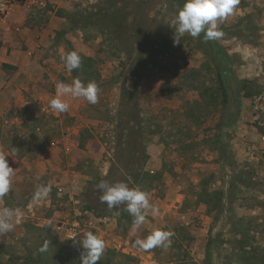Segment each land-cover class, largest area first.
<instances>
[{
	"label": "rangeland",
	"instance_id": "obj_1",
	"mask_svg": "<svg viewBox=\"0 0 264 264\" xmlns=\"http://www.w3.org/2000/svg\"><path fill=\"white\" fill-rule=\"evenodd\" d=\"M89 1H70L67 13L72 24H81L83 30L70 31L72 39L60 36L59 43L65 55L76 51L94 61L99 78L92 81L99 88L98 102L71 98L67 112H41L34 103L19 109L12 96L4 105L7 113L4 109L0 112L3 152L24 156L38 150L39 143L67 137L73 147L60 167L68 174H78V184L71 191L64 186L65 193H58V186H52L46 198L50 200L48 206L35 204L37 187L31 179L30 188L27 182L26 188L11 182L2 208L29 207V211L12 231L0 234V264H80L83 250L77 243L66 241L54 223L80 215L95 222L76 239L91 231L105 242L97 264H264V249L260 248L264 226L258 225L253 213L255 207L264 205L258 196L264 194V177L259 175L264 171V112L259 95L264 85L255 89L253 84L236 79L239 62L235 52L226 50L235 46L227 41L240 39L238 20L218 22L217 30L223 35L213 40L231 61V78L225 83L227 101L221 104L219 92L210 95L216 87V75L209 40L185 34L180 44H173L171 20L184 0ZM263 45L256 51L257 62H264ZM2 70L12 73L9 68ZM64 80L61 76L59 82L71 84L74 79L70 76ZM252 94V101L244 99ZM242 110L257 118H242ZM221 124L243 125L244 133L255 129L258 134L254 135L257 141L249 140L252 144L241 139L247 143L244 157L230 174L217 161L219 157L231 164L229 148L218 146L222 139L228 146L231 136L220 131ZM27 143L35 145L31 148ZM216 152L218 157H214ZM52 173L59 176L57 170ZM233 174L232 194L240 196L228 197L225 214V180ZM154 175L158 180L149 181ZM101 181L124 182L147 192L150 204L160 213L172 202L174 207L180 202L181 207L158 213V217L149 213L145 223L134 230L133 218L124 206L110 211L100 202L102 193L96 185ZM177 186L181 187L178 191ZM204 186L209 193L200 195ZM16 188L24 192L14 195ZM178 192L185 197L175 201ZM202 199H210V204ZM199 205H205V212L196 211ZM172 212L190 215L191 223L180 225ZM155 221L168 226L158 224L159 230L173 233L170 246L138 250L133 246L135 241L155 231L151 228ZM45 240L50 246L40 253ZM239 247H250L247 252L257 260H249L248 253L241 256L236 251Z\"/></svg>",
	"mask_w": 264,
	"mask_h": 264
},
{
	"label": "crops",
	"instance_id": "obj_2",
	"mask_svg": "<svg viewBox=\"0 0 264 264\" xmlns=\"http://www.w3.org/2000/svg\"><path fill=\"white\" fill-rule=\"evenodd\" d=\"M70 1L46 0L44 1V5L35 6L30 11H26L21 7H15L11 11L7 21H0V112L4 109L7 113L4 105L7 100H11L10 98L12 96L14 98L13 102H16L15 104L19 109L24 108L27 104L34 103L37 105V111H53L49 108V101L56 96V84L60 81L61 76L65 80L71 76L62 65L61 56L65 54L62 52L59 37L63 35L71 37L70 31L75 30L80 32L83 30L81 24H72L71 16L67 13L71 3ZM228 18H232L235 21L238 20V36L240 39L235 38L236 41L234 42L227 41V44H234L235 46L234 49L226 50L228 53L235 52V59L239 62L237 65L238 77L235 74L236 79L241 83L253 84V88L256 89V85H264V62L261 60L257 62L256 57V51H260L262 49L261 45L264 44V0H242V3L240 5L238 4L234 14ZM3 68L11 69L12 73H5L2 70ZM256 91L254 92L256 93ZM259 95H261L260 98L263 100L260 103V109L264 112V92L261 91ZM242 97H244L243 94ZM71 98L70 96L61 97L66 103L68 99L70 102ZM253 98L255 96L252 94L244 99L252 101ZM242 111V118L248 116L254 120L255 117L257 118L256 114H249L245 110ZM243 128V125L237 124L227 127L224 126L220 130L228 132V135H231L228 139V146L223 139L218 141L219 147L224 145L229 148L231 164L227 165L223 158L217 156V152L214 154V157H218L217 161L223 165L228 171V174L234 171L236 163L240 162L244 157L243 148L245 147L243 146L247 143H245L246 141H241V139H245L251 144L252 142L249 140L253 138L255 141L258 140V137L254 136L258 135L255 129L244 133ZM36 131H38V128ZM242 143L245 144L243 145ZM27 145L32 148L35 143L34 145L33 143H27ZM72 147V140L63 137L58 141L39 143L38 150L23 156L16 155L7 150L3 152L1 150L3 147L0 143V154L9 156L6 157L8 164L15 170L11 179L12 184L17 182L18 187L26 188L24 184L27 182V188H30L31 179V182L37 188L51 182L52 186L63 185L71 191L78 184V174L76 171H70L68 174L67 170L61 169L60 162L67 158L66 156L71 153ZM4 148H6L5 143ZM210 157H212V154ZM159 167L156 169L159 170ZM54 170H57V175L59 176H51ZM259 175L264 177V171H261ZM225 181L224 213L227 214L228 197L234 196L238 198L240 195L232 194V185H230L232 183V175H228ZM180 188V186H177L176 191L180 190ZM16 189L17 193L14 192V195H21L24 192L19 188ZM258 196L264 199L263 193H258ZM184 197L183 192H178L174 196V200H183ZM46 198L35 200V204L41 205L44 203L48 206L50 200ZM3 204L4 201L0 200V208H2ZM177 207H181L180 202L176 207H174V202H172L169 207L164 208L163 212L158 213L166 214L171 211V208L176 209ZM24 210L26 211V209ZM201 210L205 212V205H199L196 211ZM189 212L190 210L186 213ZM253 213L256 216L255 221L258 222V225L264 226V205L258 208L255 207ZM172 214L177 222H180V225L188 226L191 223L190 215L185 216L176 212H172ZM154 217H158V215ZM158 224L166 228L168 227L166 223L155 221L152 222L151 228L158 229ZM260 234L262 233L260 232ZM260 248L264 249V236L260 243ZM249 250H251L250 247H239L236 249L241 256H245ZM250 254L248 253L249 260H257L258 257L252 255V253Z\"/></svg>",
	"mask_w": 264,
	"mask_h": 264
},
{
	"label": "clouds",
	"instance_id": "obj_3",
	"mask_svg": "<svg viewBox=\"0 0 264 264\" xmlns=\"http://www.w3.org/2000/svg\"><path fill=\"white\" fill-rule=\"evenodd\" d=\"M240 0H184L171 20L173 32V44H180L185 34L192 38L200 37L204 33L205 40H213L223 35L218 29V22H223L227 17L233 15ZM64 68L71 73L73 70L81 67V57L76 51H72L61 57ZM99 88L95 82H89L87 85L79 79H74L71 84L58 82L56 84V96L49 101V108L56 113H63L69 110V104L61 97L70 96L74 99H83L89 104L98 102ZM15 149H13V152ZM7 155L0 154V200L9 193L11 188V179L15 170L8 164ZM52 184L39 186L34 199L41 200L50 194ZM96 189L102 194L99 199L102 204H106L108 210H113L124 206L128 214L133 218L132 228L139 229L146 221L147 215H158V209L150 204L147 192L139 188H130L127 183L118 182L109 184L107 181H101L96 185ZM119 215V213H116ZM20 213L18 209L9 207L0 208V234L13 230L18 223ZM173 233L164 230H155L146 238L138 239L134 247L138 250L148 251L156 247L167 248L171 244ZM83 250L80 255V264H97L105 251V242L93 232L84 234L82 239H72ZM50 241L45 240L38 249L40 253L47 252Z\"/></svg>",
	"mask_w": 264,
	"mask_h": 264
},
{
	"label": "trees",
	"instance_id": "obj_4",
	"mask_svg": "<svg viewBox=\"0 0 264 264\" xmlns=\"http://www.w3.org/2000/svg\"><path fill=\"white\" fill-rule=\"evenodd\" d=\"M200 36L204 37V33L202 32ZM214 40V39H213ZM213 40H209L208 47H211L212 56V64L213 68L215 69V75H216V87L215 90H212V93L210 95H213V92L217 93L219 92L220 96V102L221 104H225L227 101V94H226V82L229 78H231V61L229 55L222 49L215 47V43ZM210 44V45H209ZM93 60L91 58H83L81 57V67L79 69L73 70L70 75L72 79H79L82 83L87 85L89 82H93L92 80H96V78H99V75L95 72L96 70L93 67ZM5 67V66H4ZM81 76V77H80ZM217 91V92H216ZM225 124L219 125V129L221 130L222 127H224ZM230 165V164H228ZM235 175H232V187H235ZM158 175L151 176L149 181L153 182L158 180ZM206 184V183H205ZM209 192L206 190V187L204 186V189L201 190L200 195H206ZM203 202L206 204H210L209 200L205 201L202 199ZM26 262H29V260H25Z\"/></svg>",
	"mask_w": 264,
	"mask_h": 264
},
{
	"label": "built area",
	"instance_id": "obj_5",
	"mask_svg": "<svg viewBox=\"0 0 264 264\" xmlns=\"http://www.w3.org/2000/svg\"><path fill=\"white\" fill-rule=\"evenodd\" d=\"M44 1L42 0H0V21L1 22L7 21L11 11L15 7H21L26 11H30L35 6L44 5L45 3ZM63 187L64 186L58 185L57 187L58 193H62V194L65 193V188ZM18 210L20 213L18 217V223H20V221L24 220L26 216L25 212L29 211V207L26 208V211L22 209H18ZM94 222L95 221L92 220L90 217H87V215H86V218H83V219L80 215L78 219L69 220L66 217H64L62 219L54 221L55 228L58 231H61L63 233V237L66 241H70V242L73 241L72 240L73 238L76 239L85 230H87L88 228H91Z\"/></svg>",
	"mask_w": 264,
	"mask_h": 264
}]
</instances>
